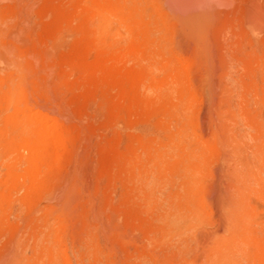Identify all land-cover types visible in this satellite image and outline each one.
I'll use <instances>...</instances> for the list:
<instances>
[{"label": "rangeland", "instance_id": "obj_1", "mask_svg": "<svg viewBox=\"0 0 264 264\" xmlns=\"http://www.w3.org/2000/svg\"><path fill=\"white\" fill-rule=\"evenodd\" d=\"M67 1L0 0V264H264L263 198L254 199L262 216L256 215L257 232L248 236L245 251L209 256L206 236L201 237L220 224V210L211 199L215 189H211L226 183L229 193L232 190L229 181L234 177L222 174L235 165L229 142L239 144L238 151L251 160L262 135L260 113L252 106L243 109L247 112L242 111L238 127L234 126L236 134L243 135L241 144L232 133H224L221 141L217 130L222 128L216 124L225 120L229 124L227 118L232 115L223 105L227 101L235 108L232 104L245 98L239 92L261 79V70L250 67L253 61L247 56L264 45L262 35L250 33L243 20L238 22L243 3L250 0H238L241 6L233 0L232 8L240 6L238 17L231 12L228 18L233 29L211 32L214 68L198 57L193 44L188 49L194 53L183 49L185 54L180 55L176 50L183 52L180 47L174 48L178 37L168 38L175 40L169 52H177L179 60L192 56L194 68L190 64L187 74L180 73L186 89L177 88L178 84L172 87L171 76L178 74L170 76L158 66L149 68L146 60L147 69L141 68L143 60L136 63L135 53L129 54L136 61L127 52L116 56L110 53L113 44L107 47L93 35L88 38L89 24L81 18L85 9L78 10L76 0ZM251 1L264 7V0ZM244 28L253 33L257 46ZM120 32L117 36L123 42L120 36L114 42L119 39L124 44L128 35ZM229 33H233L231 40ZM222 34L227 35L228 44ZM230 41L239 47L234 43L231 51ZM235 46L246 52L239 57ZM227 50L232 55L227 57ZM199 66L208 67L206 73ZM212 113L216 135L210 126L209 137L201 121ZM194 144L209 154L206 176L199 180L203 187L199 199L192 198L184 180L189 164L202 162L190 156L188 147ZM193 201L206 206L203 213L208 222L183 231L180 223L191 214ZM178 213L179 222L174 217Z\"/></svg>", "mask_w": 264, "mask_h": 264}, {"label": "bare ground", "instance_id": "obj_2", "mask_svg": "<svg viewBox=\"0 0 264 264\" xmlns=\"http://www.w3.org/2000/svg\"><path fill=\"white\" fill-rule=\"evenodd\" d=\"M66 1L67 0H65V2ZM71 1L72 0H68L67 2L72 3ZM234 1H236V0H234ZM242 1L244 2V0H242ZM261 1L262 0H260L259 2H261ZM74 2H75V0H74ZM77 2L79 4L78 10L81 9V7L85 9V10H83L84 12L82 13L81 18H82V20L87 21L89 24V29H90L91 34L89 33V36H87L88 38L90 37V35H93L91 37L92 39L94 38L95 41L98 42V44L100 42V44L102 43L103 46H107V47H108V45L111 46V44H113L112 49L109 48V50L111 49L112 51L110 50V53L111 54L114 53V55L118 54V52H120V53L127 52L128 56L127 55L126 56L131 58V55L129 53H131V52L135 53L136 56L139 58V59L137 58L136 63H138V60H143V65H140V63L138 64V65H140L141 68L145 67V69H147V67H149V68L150 67L151 68L156 67V69H158L157 68V66H158L160 68H163V70L165 69L164 70L165 74H168L170 76L178 74L175 77L171 76L174 79L173 82H171L172 87H174L176 84H178L177 88L183 87L185 89H186L187 85H185V84H184L185 86L183 85L184 82H182V76L180 73L187 74L188 73L187 72L188 67L190 66V64H191V67H193L192 65H194V64H192V62H193L192 58L189 57V56H191V54L185 60L182 61L180 59L181 60L180 61L179 58H177V55L175 56V53H177V52L170 53L173 49L171 48L172 49L171 50L169 46L172 47L175 44V43L174 44L172 43L173 45H170L171 42H175V40L170 41L172 36H173V39H174V37H178V45H174L175 46L174 48H176V46H179L180 51L181 50L183 51V49H188V47L193 44L192 46H194V48H196V50L198 51L197 52L198 57L203 58L205 64L211 63L210 66L212 68L217 63L213 65V59L214 58H213L212 53H214V52L212 49V42H211V38H210L211 35L210 34H212L214 31H216L214 33L220 32L222 30H224V31L227 30V32H229L228 29H233V27H232L233 24H229L230 22L228 23L229 15L233 16L231 13V12H233V14H236L234 16H237V9H239L240 6L242 5L241 3H243V2H239L237 0L238 5L240 4V6H238L236 4V6H234V8L236 7V10H234V8H232V4H234L236 2L233 3V0H76V3ZM243 4H244V6H243V8H241L242 12L240 10H238V12H241L244 15V17L242 16L241 13H238V14H240L238 16L242 17V18L240 17L241 18L240 21L238 19V22L240 23L243 20L244 21L243 23H245L244 25L246 27H248V30H250V33L252 31H254L255 33L262 35L263 37L260 36V38H263L261 43L263 42L262 44H264V7L259 6L256 2L251 1V0L246 1V3L244 2ZM237 7H239V8H237ZM231 10H233V11H231ZM234 11H236V13H234ZM222 14H223V16H222ZM231 19L233 20V17ZM232 20H231V22H232ZM233 21H235V19ZM238 22L236 24H238ZM82 23H81V25H82ZM86 24H85V26H86ZM238 25H240V24H238ZM238 25H237V27H239ZM242 26L243 25L241 24V26L239 28L241 29ZM76 27H74V28H76ZM86 27L88 28V26H86ZM86 27H84V28H86ZM244 29L246 30V28H244ZM120 30H124L128 35L127 36L128 39H126L125 35L123 36L127 40L126 41L124 39V42L126 41L124 44L123 43L120 44V42H123V38H121L122 36L119 35L120 38H119V36H117L119 33L121 34ZM237 30H239V29L237 28ZM224 31L222 33H224ZM242 31H244V30L242 29ZM174 32H177V36L173 34ZM230 32H231V30H230ZM246 33H249V31H247ZM250 33H249V35H250ZM168 34H173V35L170 36ZM226 34L225 35L222 34V38H224L223 42L225 40H227V37H225V36H227ZM216 35L218 36V34H216ZM216 35L214 37H216ZM223 35H224V37H223ZM246 35H245V37H247ZM231 36H233V33L230 34L228 39L231 40ZM251 36H253V33L249 37H251ZM115 37L119 38L120 40L122 39V40L120 41L118 39L117 41H120V42H117V41L114 42ZM169 37H170V39H168ZM241 38L242 37L240 35L239 40ZM252 38H254V37H251V41H250L251 44L254 43L253 46H257V44H259V43H255ZM175 39L177 40V38H175ZM217 39L216 40L218 42L219 38H217ZM232 39H233V37H232ZM235 39H237V37ZM235 39H233V40L235 41ZM244 39L246 40V38H244ZM244 39H243V41H244ZM256 40H258V39H256ZM260 40L261 39H259V41ZM227 41H229V40H227ZM227 41H225L226 44H228ZM237 41H238V39H237ZM246 42H247V40H246ZM246 42H244V43H246ZM218 43H220V42H218ZM230 43L231 44H229V47L231 48V51L233 50V47H232L233 45H235V44H236V46L239 45V44L237 45V42L236 43L234 42L235 43L234 44L232 41H230ZM230 45H232V46H230ZM167 46L169 47V50H167V48H168ZM219 46L220 45L218 44V47ZM236 46H235L236 49L235 48L234 49L236 52L239 53V57H240V55L242 54V51L245 49L243 48V50H241V51H240V49H238L239 50L238 51L237 48L239 46L238 47H236ZM262 46L264 48V45H262ZM261 47H259V45H258V47L255 48L253 53H250L248 50L247 52L250 53L249 55L244 53L245 56L248 55L247 56L248 61L252 60L254 62V63L252 62V64H254V65L251 64L250 67L254 66L255 67L254 69H256L257 71L261 70V79L259 78L260 81L259 82L258 81L256 82L255 80L251 81L250 83H248V85L245 89L243 88L244 89L243 91L241 90L242 92H239L240 95H243V98L244 97L245 98L241 103H239V100H238L237 105L230 103V104H232V106L233 105L236 106L235 108H232L230 105H228L227 101L225 104L223 102L222 103V104H224L223 108L225 110L229 111L230 115H232V116L227 118V123H229V124H226V120H225V122L219 121V123H216V124H218V127L220 126V128H222V130L219 128L221 133L219 130H217L218 131L217 135L220 134V139H222L221 141H223V139H225L224 133H225V135H231V133H232L233 137L235 136L236 138H238L237 140L235 138H233L235 140V142L240 143L241 140H239V138L240 139L243 138V135L241 133L236 134V130H235L239 125L238 124V118L242 117L241 114H242V111H245V110H243V109H245V107L246 108H248L249 106H252V108L255 107L257 109V111H259V113H260L259 114L260 115L259 116L260 117L259 122H260L261 129H262V132H261L262 135L258 136L257 143L255 142L256 148H254L255 150H254L252 159L253 158H254V160L257 159L258 161H256V162L257 163L261 162L262 165H261V163H260V165L254 163V161H252V159L250 160V159H248V157H246L247 155L245 156L244 154H241L240 153L241 150L238 151V149H240L239 144L235 143L236 144L235 145V144H233V142H229V144L230 143L232 144L230 146H232L231 150H232L234 157H235V158L233 157L235 159V163H234L235 165H234L233 169H231V170H229V169H227V171L222 170V174L223 175L231 174V176L234 177V179L232 181H229V183L232 182L230 184L232 185L233 188L232 187L229 188L230 190L232 189L231 193H229V191L227 190L228 188L223 186L224 183L222 182L223 183V184L221 183L222 185L219 184L222 187L217 186L216 188L214 187L213 189H211V190L215 189L214 191H212L213 193L211 194V192H210V194H211L212 202L220 210V216H219L220 217V222H219L220 224H218L219 226L217 225L218 227H216L217 228L216 230L214 228L215 231L213 233H209V234L203 233L204 235L201 234L202 239H204L205 238L204 236H206V238H205L206 245L204 244V241L202 244L205 245L204 246L205 250H206V252L204 251L205 254L208 252L207 255H209V256L214 255L215 257H220V256L222 257L226 254H230V252L232 250L240 251V252L245 251L246 248L243 245H245V242H246L248 236H250L252 233L254 234V231H256V229H257L255 226V224L257 225V223H255L256 222V219H255L256 215H258L260 217V215L262 214V212H261V214L258 212L259 210L257 211V207H256L257 205H255V202H254V199L255 198L257 199L258 197L263 198V200H264V49H262L263 51L261 53H259V50L261 49ZM191 48H193V47H191ZM217 49H220V48H216V50ZM256 49H258L257 50L258 52H256ZM176 50H178V53L180 55L182 53H184V51L179 52V48ZM223 50H225L224 52H226V49L223 48ZM187 51L194 53V52H192V50H189V49ZM193 51H195V50H193ZM220 51H221V49H220ZM228 51L229 50H227V53H226V54H228L227 57L229 55H232L229 53L230 51L229 52ZM217 52L219 53V50H217ZM236 52H235V54H237ZM245 52H246V50H245ZM187 54H189V52ZM244 54H243V57L241 59L239 58L241 61L238 59L239 62H242V60L244 58ZM180 55H178V56L180 57ZM116 56H118V55H116ZM184 57H185V55H184ZM184 57L182 59H184ZM232 57H235V56H232ZM232 57H231V59H229V61H231V62L234 61V60H232ZM222 58H223V56H222ZM237 58H236V60H237ZM131 59L132 60L134 59L136 61V58H131ZM145 60L149 62V63L147 62L149 64L148 66L144 64V63H146ZM199 60H201V59H199ZM236 60H235V62H236ZM194 63H195V61H194ZM244 64L247 66L246 68H249L247 63H244ZM255 64H256V66H255ZM228 65L232 66V65H236V64H232V65L228 64ZM207 66H208V64H207ZM200 68H202L201 71H204L205 73H206V70L208 69V67H207V69L205 67L203 70V66H201ZM254 69H252V70H254ZM163 70H161V71H163ZM199 70L200 69L198 68V74L200 72ZM252 70H251V72H252ZM145 71L148 72L149 70H145ZM151 71H149V72H151ZM240 71L242 72V70H240ZM243 71H244V66H243ZM247 71H250V70L247 69L246 72ZM155 72H157V71H155ZM159 72L160 71H158L157 73H159ZM212 72L213 71H210V74ZM195 73H197V71ZM232 73H233V71H232ZM245 73H242V74L245 75ZM149 74L152 75V72ZM165 74H164V76H166ZM189 74H190V76H192L191 73H189ZM200 74H202V73L200 72ZM208 74H209V72H208ZM208 74H206V75H208ZM195 75H197V74H195ZM206 75H205V77H206ZM179 76H181V78ZM207 77H209V76H207ZM211 78H212V76H211ZM200 80H202V79H200ZM166 81H168V80L166 79ZM202 81H205V80H202ZM228 81H232V80L228 79ZM232 84H233V82H232ZM210 89H211V87H210ZM212 92L214 93V90ZM228 92L229 91H225V93L227 95H229ZM213 93H211V94L214 96L215 93L214 94ZM252 101H254V104H252ZM249 108H251V107H249ZM245 112H247V111H245ZM248 115H249V113H248ZM207 116H208V114L201 121V127H203V130L205 131V133H208V136H209L210 134L212 135L211 132H213L210 129L211 128L210 126H212V128H213V124L211 125L212 120L213 121H215V120L213 119L214 118L213 113L209 114L208 118H207ZM259 117H257V118H259ZM181 118H179V119H181ZM213 123H215V122H213ZM230 125H231V127H230ZM234 126H236L235 129H234ZM213 130H214V128H213ZM215 131L216 130H214V134H215ZM209 132H210V134H209ZM237 132H238V129H237ZM176 137H179V135H177ZM215 138L217 139V137L214 136V139ZM229 138H230V136H229ZM185 139L186 138H184L183 140H185ZM189 139H191V138H189ZM211 141H213L212 136H211ZM228 141L229 140L227 139L226 143H228ZM242 141H241V143H242ZM213 144L214 143L212 142V145ZM202 145H203V143H202ZM216 146H217V144H216ZM237 147H238V149H237ZM177 151H178V149H177ZM188 151H189L190 156L192 158L197 159V160H202L201 164L197 163V164L192 165V166H191V164H189L190 166H188L187 172L186 171L184 172L182 170V172H184V177H185L184 180H186L187 183L189 184L190 194H191L192 198L194 197V198L199 199V197H201V195H202V188H203V187L202 188L200 187L201 184L199 185V180L201 178L202 179L205 178V176H206V172H205L206 167L205 166L208 164L207 156L209 154L206 155L205 149H203L200 146V144L199 145L198 144L190 145L188 147ZM173 154H174V151H173ZM167 158H170V154H169V157H167ZM181 158L182 157L180 156L179 159H181ZM170 161H171V159H170ZM172 161H174V160H172ZM231 176L229 175L228 177H231ZM182 177L183 176H181V178ZM230 184H229V186H231ZM203 190H204V192H206L205 189H203ZM203 195H204V193H203ZM177 197H180V196H177ZM204 199H206V198H204ZM188 202H189V200H188ZM199 202H201V201H199ZM199 202H197L195 204L193 201L194 204H193V209H192L191 214L187 215V217H186L187 219L182 220L183 224L180 223L181 225L184 226L183 231H187L189 228L191 229V227H195L196 225L202 226L201 223L204 222L206 224V222H208V221H206L207 219L205 218L204 213H203L204 207L206 209V206L204 205L206 203L203 204L204 205V207H203L202 204H200ZM213 203H211V207L214 206V205H212ZM257 203H259V202H257ZM175 211L178 212V209L176 208ZM178 215H180V213H178L174 217H176L177 221L179 222L180 216H178ZM181 215H183V214H181ZM261 220L259 218L258 221L261 222ZM263 220L261 223H263ZM260 225H262V224H260ZM262 226H263V230H264V223ZM262 226H260V227H262ZM246 246H247V244H246ZM252 247H253V244H252ZM249 249H250V247H249ZM261 258H263V257H261ZM13 260H17V259H13ZM225 260H226V258H225ZM16 262H15V264H17ZM11 263L14 264V261H12ZM18 263H19V261H18ZM226 264H228V262Z\"/></svg>", "mask_w": 264, "mask_h": 264}]
</instances>
